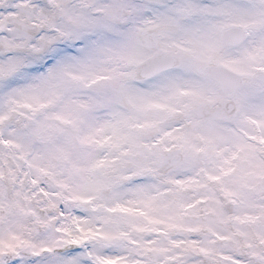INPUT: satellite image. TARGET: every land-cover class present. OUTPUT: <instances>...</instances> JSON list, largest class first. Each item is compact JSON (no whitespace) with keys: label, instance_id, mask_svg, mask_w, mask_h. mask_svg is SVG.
Returning a JSON list of instances; mask_svg holds the SVG:
<instances>
[{"label":"snow or ice","instance_id":"snow-or-ice-1","mask_svg":"<svg viewBox=\"0 0 264 264\" xmlns=\"http://www.w3.org/2000/svg\"><path fill=\"white\" fill-rule=\"evenodd\" d=\"M0 264H264V0H0Z\"/></svg>","mask_w":264,"mask_h":264}]
</instances>
